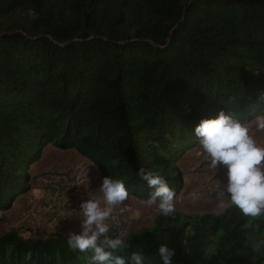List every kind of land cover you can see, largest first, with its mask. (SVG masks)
Wrapping results in <instances>:
<instances>
[{
    "label": "trees",
    "instance_id": "obj_1",
    "mask_svg": "<svg viewBox=\"0 0 264 264\" xmlns=\"http://www.w3.org/2000/svg\"><path fill=\"white\" fill-rule=\"evenodd\" d=\"M264 115V0H0V209L50 144L117 189L168 201L178 161ZM264 200L158 214L101 245L0 232V264H264Z\"/></svg>",
    "mask_w": 264,
    "mask_h": 264
},
{
    "label": "rangeland",
    "instance_id": "obj_2",
    "mask_svg": "<svg viewBox=\"0 0 264 264\" xmlns=\"http://www.w3.org/2000/svg\"><path fill=\"white\" fill-rule=\"evenodd\" d=\"M259 165H264V115L243 125L224 124L185 152L178 161L183 188L168 201L140 199L123 192L101 174L92 160L76 149L50 144L30 165L28 187L10 206L0 209V232L16 231L25 238L85 232L86 236L88 233L94 236L96 242L114 245L124 241L130 232L152 226L156 216L167 209L184 215H201L219 214L239 201L261 204L264 196L204 201L197 194L207 185L227 179L230 174ZM52 174L66 175L70 183L59 182L54 191L47 183V177ZM92 175L96 177L90 178ZM88 194H93L92 199L86 198ZM115 208L123 210L121 225L88 229ZM257 243H260L257 246H264V238L258 239Z\"/></svg>",
    "mask_w": 264,
    "mask_h": 264
},
{
    "label": "built area",
    "instance_id": "obj_3",
    "mask_svg": "<svg viewBox=\"0 0 264 264\" xmlns=\"http://www.w3.org/2000/svg\"><path fill=\"white\" fill-rule=\"evenodd\" d=\"M84 171L82 168L81 173ZM95 175L90 176V178H95ZM70 183L68 177L63 174H52L47 177V183L51 187L50 189L54 190L58 188V183ZM88 182V180H86ZM54 188V189H53ZM55 191V190H54ZM65 191H67L65 189ZM71 193V192H70ZM64 194V192L62 193ZM198 196L201 200L211 201L214 199H240L247 196H264V165H259L252 167L243 172H237L230 174L227 179L220 181L218 183L207 185L203 191H199ZM77 195V194H75ZM93 194H88L86 198L92 199ZM123 212L122 209L115 208L110 214L102 217L94 226H88L90 231H93L94 228L109 227L112 225H121L120 215ZM83 236H86V233H81ZM90 236V234L88 233ZM49 236H43V238H48ZM94 240V236H90ZM101 245L106 244L104 241L100 243Z\"/></svg>",
    "mask_w": 264,
    "mask_h": 264
}]
</instances>
